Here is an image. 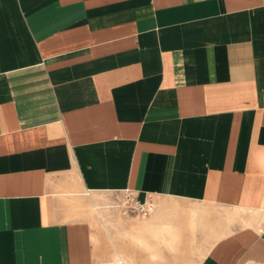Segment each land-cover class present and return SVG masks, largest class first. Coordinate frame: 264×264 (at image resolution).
<instances>
[{"label": "crops", "instance_id": "1", "mask_svg": "<svg viewBox=\"0 0 264 264\" xmlns=\"http://www.w3.org/2000/svg\"><path fill=\"white\" fill-rule=\"evenodd\" d=\"M126 190L264 264V0H0V264H161L80 218Z\"/></svg>", "mask_w": 264, "mask_h": 264}, {"label": "rangeland", "instance_id": "2", "mask_svg": "<svg viewBox=\"0 0 264 264\" xmlns=\"http://www.w3.org/2000/svg\"><path fill=\"white\" fill-rule=\"evenodd\" d=\"M125 193L95 192L86 195L80 218L99 226L109 241L115 240L130 247V252L161 264H196L199 255L195 256L194 263L190 262L192 249L187 245V237L198 244L214 235L212 229L218 225L213 223L226 219L229 224L236 216L233 210L164 200L154 205L150 216L143 218L122 212L120 204ZM197 216L206 220V230L199 231L203 225H197ZM209 221L214 222L210 224ZM202 250L206 251V248Z\"/></svg>", "mask_w": 264, "mask_h": 264}, {"label": "built area", "instance_id": "3", "mask_svg": "<svg viewBox=\"0 0 264 264\" xmlns=\"http://www.w3.org/2000/svg\"><path fill=\"white\" fill-rule=\"evenodd\" d=\"M125 192L123 203L120 204L124 214L134 213L143 218L152 214L154 204L151 200L140 201L131 190H126Z\"/></svg>", "mask_w": 264, "mask_h": 264}]
</instances>
